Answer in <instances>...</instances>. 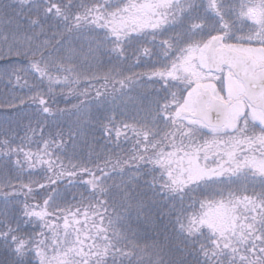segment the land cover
I'll use <instances>...</instances> for the list:
<instances>
[{
  "label": "snow or ice",
  "instance_id": "obj_1",
  "mask_svg": "<svg viewBox=\"0 0 264 264\" xmlns=\"http://www.w3.org/2000/svg\"><path fill=\"white\" fill-rule=\"evenodd\" d=\"M72 5L46 0L45 14L65 22L55 42L19 31L9 41L12 21L0 19V115L38 105L27 120L0 121V239L14 257L0 264H161L162 249L127 224L144 206L124 176L133 162L149 164L178 197V229L196 246V264H264V115L251 96L233 122H213L192 103L206 97L209 111L232 103L226 88L204 85L225 70L240 78L238 53L264 56V0ZM250 89L264 95V78ZM57 92L89 113L91 100H107L104 134L119 143L130 132L132 154L99 159L89 145L81 155L80 129L48 130V118L65 111L50 104Z\"/></svg>",
  "mask_w": 264,
  "mask_h": 264
},
{
  "label": "trees",
  "instance_id": "obj_2",
  "mask_svg": "<svg viewBox=\"0 0 264 264\" xmlns=\"http://www.w3.org/2000/svg\"><path fill=\"white\" fill-rule=\"evenodd\" d=\"M59 2L65 4L66 0H59ZM74 5L75 0H73V5L70 6L72 11H75ZM45 6L46 0H30L28 4H22L21 0H0V19L8 17L12 21L11 24L7 25L10 29L9 41L13 39L11 32L19 31L31 35L33 43L42 42L45 38L55 42L60 32L63 31L65 22L54 14L46 15L44 12ZM32 17H39V23L35 27L30 24ZM38 31L40 34L36 35ZM67 38L65 36V39ZM20 39L26 41L24 35H21ZM2 43H5V41L3 40V32L0 31V44ZM109 63L111 62L105 59V64ZM148 66H151L150 63ZM6 92L7 88L0 81V97H3ZM154 94L150 93L143 97L145 105L149 103L151 95ZM76 99L78 98L74 97L66 100L59 92H57L55 99H50V104L53 107L65 109V111L62 113L57 111L54 117L48 118V130L54 132L57 128L64 130L69 128L80 129L83 136L78 135L77 142L82 145L81 155L86 153L89 145L93 146L94 153L99 154V159H104L108 155L124 158L131 155L134 138L130 132L127 133L129 138L125 139L124 136H121L119 143L115 142L114 134L111 137L104 134L101 125L106 119V114L111 110L107 100H104L102 106L97 101L91 100L92 110L89 113L84 109L80 111L70 109V105L74 104ZM37 107L36 104L25 105L15 115H9L8 117L0 115V121L6 118L15 121L20 116L27 120L30 114H36ZM132 114L134 113L130 110L129 116ZM69 147L71 148L72 145L70 144ZM96 159L97 156L94 155L92 162L95 163ZM150 168L151 166L147 163H142L137 168L135 162H133L124 172L126 178L131 176L128 188L131 191L133 203L142 202L144 205L142 212H138L135 208L128 212L127 224L130 225L129 231L135 230L136 237L141 242L155 243L158 248L162 249L160 253L163 257L161 264H164V261H167L168 264H196V261L200 259L195 251L196 246L190 244L188 237L178 229V197L162 187V178L156 176L155 172L149 170ZM68 198L71 199V194ZM7 244L8 242L0 239V260H3L5 255L9 259L14 258L9 252Z\"/></svg>",
  "mask_w": 264,
  "mask_h": 264
},
{
  "label": "water",
  "instance_id": "obj_3",
  "mask_svg": "<svg viewBox=\"0 0 264 264\" xmlns=\"http://www.w3.org/2000/svg\"><path fill=\"white\" fill-rule=\"evenodd\" d=\"M236 60L238 63L243 65L240 71V78H236L241 81L244 86V98L248 100L249 96H251L250 102L253 107L264 113V95L259 92L253 93L250 89L251 83L259 82L262 78H264L263 63H259L253 57L244 56L241 53L237 54ZM206 99V97H195V107L200 110V115L203 116L205 112H207L208 117L213 122H225L229 105H220L219 110H217V107L214 106L209 111L204 103Z\"/></svg>",
  "mask_w": 264,
  "mask_h": 264
},
{
  "label": "rangeland",
  "instance_id": "obj_4",
  "mask_svg": "<svg viewBox=\"0 0 264 264\" xmlns=\"http://www.w3.org/2000/svg\"><path fill=\"white\" fill-rule=\"evenodd\" d=\"M252 55L259 61L264 62V56H257L254 53H245ZM215 76H219L220 73H213ZM223 81H213L212 83L205 84L204 87L207 89H212L213 87L226 88L228 90L227 94L231 97L232 103L229 105L226 115L225 122H233L240 111L243 110L244 104L241 102V99L244 98V87L243 84L234 76L230 75L227 70L224 72ZM193 106L195 105V98H193ZM255 109V108H254ZM258 115H264L260 110L255 109ZM231 131V129H222V132Z\"/></svg>",
  "mask_w": 264,
  "mask_h": 264
},
{
  "label": "flooded vegetation",
  "instance_id": "obj_5",
  "mask_svg": "<svg viewBox=\"0 0 264 264\" xmlns=\"http://www.w3.org/2000/svg\"><path fill=\"white\" fill-rule=\"evenodd\" d=\"M243 55H245V56H248L249 54H245V53H242ZM249 56H252V55H249ZM253 57V56H252ZM254 58V57H253ZM257 62H262L263 63V65H264V62L263 61H259V60H257L256 58H254Z\"/></svg>",
  "mask_w": 264,
  "mask_h": 264
}]
</instances>
